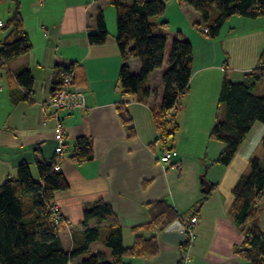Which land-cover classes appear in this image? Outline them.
<instances>
[{
	"label": "crops",
	"instance_id": "crops-1",
	"mask_svg": "<svg viewBox=\"0 0 264 264\" xmlns=\"http://www.w3.org/2000/svg\"><path fill=\"white\" fill-rule=\"evenodd\" d=\"M17 3L32 48L0 67V184L16 176L22 161L56 159L54 122L46 118L43 104L49 101L60 68L74 65L75 85L84 94L85 107L63 114L67 147L60 172L69 188L56 193L53 200L64 219L59 232L63 249L70 251L74 235L84 229V211L101 202L111 208L112 219L87 224L88 228L98 225L100 233L98 241L90 245L91 256L112 261L111 250L105 246L112 224L121 230L124 249L140 250L139 256L126 254L124 264H180L184 258V264H244L236 254L245 235L232 219V189L248 171L249 160L264 137V125H254L228 166L216 163L225 145L210 134L222 80L230 74L242 79L256 68L264 48V26L253 28L246 36L227 39V34L220 32L217 38L206 36L205 40L197 33H202L199 13L169 0L164 15L150 20L167 44L162 67L146 81L150 95L140 102L135 96L124 95L119 87L123 61L116 43L115 11L106 0ZM15 7L14 0L0 3V11H6L5 20L0 19V43L12 31L3 27ZM98 10L104 17L107 39L94 46L88 43V36L95 32ZM177 33L192 46V76L174 114L177 128L164 145L158 142L153 114L160 108L161 78ZM242 37H249L253 51L241 46ZM229 42L239 43V52L229 49ZM196 45L201 51L206 47V53L196 56ZM127 66L137 74L140 61L131 59ZM22 70H28L33 78L29 98L15 80ZM122 109L131 120L132 134L128 124L124 125ZM80 137L90 140L93 159L76 164L69 157ZM163 147L172 153L167 165L159 162ZM204 182L209 184L208 193L203 192ZM194 217L198 221L191 226L194 236L188 243L187 228ZM151 245L156 249L153 253L148 251ZM89 255L70 264H79Z\"/></svg>",
	"mask_w": 264,
	"mask_h": 264
},
{
	"label": "trees",
	"instance_id": "trees-1",
	"mask_svg": "<svg viewBox=\"0 0 264 264\" xmlns=\"http://www.w3.org/2000/svg\"><path fill=\"white\" fill-rule=\"evenodd\" d=\"M4 1L0 0V3ZM168 1L106 0L115 11L116 43L123 61L118 76L119 87L124 95L135 96L140 102H144L150 95L146 81L154 71L162 67L167 44V38L158 32L157 25L150 20L164 15ZM177 1L199 13L198 28L201 27V31L205 29L206 33L203 34L212 39L220 35L223 25L231 17L264 18V0ZM14 2L15 10L3 27L6 30L11 28L12 31L0 43V67L28 54L32 48L22 28L18 0ZM166 24L162 23V26ZM106 39L104 17L102 11L98 10L95 32L88 36V43L98 46L104 44ZM131 59L140 61L137 74L132 73L127 66ZM192 65V46L177 33L171 41L167 70L161 78L163 96L160 108L153 114L158 142L173 135L177 128L174 114L188 90ZM73 71L74 65L61 67L57 77L61 73ZM15 80L26 90L25 98H29L33 87L30 72L22 70L16 73ZM262 80L264 48L257 67L246 73L242 81L232 82L227 76L223 78L215 123L210 134L213 140L225 145L216 160L217 164L228 166L254 125H264V95L255 93ZM121 117L132 134V123L124 109ZM261 143L264 147V137ZM64 156L66 148L62 158L56 156V159L51 160L53 165L59 160L61 168ZM92 159L90 140L78 138L69 160L82 164ZM51 161L49 164L35 160L37 179L33 178L29 164L22 161L17 166L16 176L7 178L0 184V264H70L82 255H89L90 245L99 239V226L88 228L87 224L91 221L100 224L112 219L111 208L101 202L85 210L84 229L74 235L72 249L65 251L59 238L64 219L58 211H53L56 206L53 200L56 193L68 190L69 185L60 170H54ZM232 194L235 199L232 219L245 235L242 246L236 249V254L244 264H264V229L257 218L258 206L264 201V160L258 157L249 160L248 171L236 182ZM109 229L105 246L111 250L112 261L106 262L100 255H89L79 264H124L122 259L126 254L139 256L140 250L137 247L130 251L122 247L121 230L118 226L111 224ZM149 247V253L156 250L154 245Z\"/></svg>",
	"mask_w": 264,
	"mask_h": 264
},
{
	"label": "built area",
	"instance_id": "built-area-1",
	"mask_svg": "<svg viewBox=\"0 0 264 264\" xmlns=\"http://www.w3.org/2000/svg\"><path fill=\"white\" fill-rule=\"evenodd\" d=\"M43 1L44 0H36L38 4H42ZM2 26L3 25L0 22V27ZM202 33H206V30L203 29ZM74 79V71L72 73H61L52 88L48 103L43 104L46 118L54 122L53 138L56 144L55 154L59 158L63 157L66 148V132L63 122V114L72 113L76 109H83L85 107L84 94L76 87ZM162 142L165 145L166 139H163ZM171 157V151L166 147H163L159 162L163 165H167L171 160ZM47 163L50 164V161ZM51 163L53 165L52 161ZM53 167L55 171L60 170V161L57 160ZM53 211H58L57 206H54ZM197 221L198 220L195 217L189 220L190 227L187 228L188 243L192 242L194 236L191 226L195 225ZM186 261L187 258H184L180 261V264H184Z\"/></svg>",
	"mask_w": 264,
	"mask_h": 264
},
{
	"label": "rangeland",
	"instance_id": "rangeland-1",
	"mask_svg": "<svg viewBox=\"0 0 264 264\" xmlns=\"http://www.w3.org/2000/svg\"><path fill=\"white\" fill-rule=\"evenodd\" d=\"M212 11H214V9ZM5 16H6V11L1 10L0 11V19L2 21L5 20L4 19ZM151 21H152V19H151ZM259 25L264 26V18L263 17L256 18V19H249V18H242V17H231L223 25L221 32L224 36H226V34H227V37H226L227 39H231L234 36H246V35L250 34L251 31L254 30L253 28H255L257 30L259 28ZM164 32H165V30L162 31V33H164ZM169 32H170V28L166 31V33H169ZM228 32H231L230 35H228L229 34ZM197 33L199 35H201V37L203 39L206 40L205 34H202L200 32H197ZM220 39H223V38L221 37ZM229 43L230 44H227V47L229 49H231L233 52H239V47H240L239 43H237V42H235V43L229 42ZM241 46H246L248 48V51L249 50L253 51L249 37H242ZM263 46H264V41H263L261 49L263 48ZM194 48H195L196 56H199V53H202V54L206 53V47H204V50H202V51L199 50L198 45H196ZM217 51H218V49H217ZM256 61H254V62L256 63ZM235 65L241 66L240 63H235ZM229 80L232 82L242 81V79L239 76L237 77L236 75L233 76L231 74L229 75ZM255 93L259 96L264 95V80H262V82L257 85ZM259 144H260L259 147L256 148V150L254 152V157H258L260 160L263 161L264 160V147L262 146V143H259ZM28 163H29L30 171H31L33 178L37 179L36 167H35L34 162H28ZM257 218H259V220H260V223L262 225V226L260 225L261 228L264 229V201L262 203H260V205L258 206Z\"/></svg>",
	"mask_w": 264,
	"mask_h": 264
},
{
	"label": "water",
	"instance_id": "water-1",
	"mask_svg": "<svg viewBox=\"0 0 264 264\" xmlns=\"http://www.w3.org/2000/svg\"><path fill=\"white\" fill-rule=\"evenodd\" d=\"M203 192H205V193L209 192V184L207 182H204Z\"/></svg>",
	"mask_w": 264,
	"mask_h": 264
}]
</instances>
